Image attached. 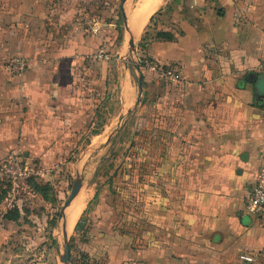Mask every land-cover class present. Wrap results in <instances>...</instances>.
<instances>
[{
  "label": "crops",
  "instance_id": "1",
  "mask_svg": "<svg viewBox=\"0 0 264 264\" xmlns=\"http://www.w3.org/2000/svg\"><path fill=\"white\" fill-rule=\"evenodd\" d=\"M107 3L109 21L124 13L115 46L114 27L96 21L107 13L91 8ZM146 34L145 65L161 72L147 67L140 100L127 57ZM106 45L122 65L111 96ZM10 58L27 68L7 69ZM260 80L264 0H0V161L63 166L94 139L116 141L106 161L119 171L63 225L75 231L86 214L75 264H264V226L248 209L264 161ZM109 99L121 123L95 128Z\"/></svg>",
  "mask_w": 264,
  "mask_h": 264
},
{
  "label": "rangeland",
  "instance_id": "2",
  "mask_svg": "<svg viewBox=\"0 0 264 264\" xmlns=\"http://www.w3.org/2000/svg\"><path fill=\"white\" fill-rule=\"evenodd\" d=\"M110 6L111 4L107 3L104 6L95 5V7L91 8L94 9V12L96 13H107L106 15L108 16H105L106 19H103L100 16V19L96 20L101 23V26L108 28L114 27V29H116L117 24L119 23L118 20L109 21L108 19L111 17L109 11L112 12L111 8L109 9ZM105 48L107 50L106 53L110 54V59L107 60L106 67L107 92L111 96L112 94L116 95L118 92L120 93L121 85L119 83L122 76V65L121 63H118V61H115L116 63L112 61L111 59L113 56L111 57V50L107 45ZM147 60L148 57L145 47L136 45L133 62H129L128 64L133 69L135 64H141L144 66ZM96 68L98 70V66ZM139 74L137 72L134 74L132 82L138 98L143 100L145 92H143V94L139 90ZM115 107L116 104L109 99L105 106L106 115H101L100 120L96 122L95 128L100 127L104 121L108 124L112 121L119 122V124L121 123V120L118 121V118H114V112L116 111ZM110 130L111 128L101 136V139H103ZM94 140L96 142L86 150L75 149L72 153L75 155L71 156L69 159L71 161H65L63 166L52 162L30 161L32 162V165L37 167V169H41L44 172L37 180L41 185H47V187H49L48 199L43 200L38 192L31 189H25L23 187L19 188L18 195L14 200L15 207L13 208L19 209L20 214L14 221H7L4 219V214L7 210H5V202H1L0 264H63L62 241L65 234H68V243L70 245V264H75L74 256H77L75 254H78L79 252L76 246L77 238L81 237L83 229L80 227L76 228L75 231L72 229V232H66L63 225L64 223L66 224L67 215L72 209L75 210L77 204L81 206V210L74 223L76 224V221L84 208V204L86 206L94 193L103 185V182L101 181L104 179H106V181L109 180L110 172L113 173L110 168V162L106 161V159L109 158L113 151L115 152L116 141L113 139L111 143L105 147L100 143V139ZM114 162L117 163L118 161ZM77 175H80L83 178V186L79 193L81 196L79 195L72 201L71 205L66 210L65 218H60L59 215L62 206L71 192ZM100 176H103V178H100L99 180L98 177ZM118 176L119 174L113 178L114 183L116 182V179L118 180ZM5 189H9L8 184L0 182V193H4ZM106 189H108L107 186ZM82 197H84V202ZM12 213L16 214L15 210ZM85 222L86 214L80 219V224L85 225ZM77 262L79 263V261Z\"/></svg>",
  "mask_w": 264,
  "mask_h": 264
},
{
  "label": "built area",
  "instance_id": "3",
  "mask_svg": "<svg viewBox=\"0 0 264 264\" xmlns=\"http://www.w3.org/2000/svg\"><path fill=\"white\" fill-rule=\"evenodd\" d=\"M97 56L106 58V51L102 48L99 49ZM26 66V59L15 58L6 65V68L19 73L23 72ZM144 66L150 70L159 71L152 64L146 63ZM170 74L172 77H175L173 72ZM43 173V170L37 169L35 165H32V162L21 154L10 153L7 158L0 161V182H5L9 186L7 195L3 200L6 206L5 210L8 211L15 207L14 200L18 195L19 188L23 187L34 191L30 180L32 178L38 179ZM248 209L258 216L260 223L264 226V161L257 172L255 182L252 186L248 199ZM244 259L246 261H253L252 256H244Z\"/></svg>",
  "mask_w": 264,
  "mask_h": 264
},
{
  "label": "trees",
  "instance_id": "4",
  "mask_svg": "<svg viewBox=\"0 0 264 264\" xmlns=\"http://www.w3.org/2000/svg\"><path fill=\"white\" fill-rule=\"evenodd\" d=\"M119 18H120V22L117 24L116 29H114L112 32L107 34V39H108L109 44H111V46H115L118 43V41H121V39L123 38L124 28L125 27H124V13H123L122 10L119 11ZM156 36L166 37V38L173 37V35L171 33H165V32H162V31L161 32H157ZM146 38H147V34H146V36H144L143 41L141 43L142 47H146L147 44H148V42L145 41ZM12 59H15V58H10V59L6 60L5 63H4V66L6 67V65ZM26 68H27V66H26ZM138 68H139L140 73H142V75L144 74V71L147 70V68L145 66H142L141 64H138ZM157 72L159 73V71H157ZM118 167H119V164H116L115 162L112 163L111 170L113 171V173L110 172V176L111 177L117 172ZM30 184H31V186H32V188L34 189L35 192H38L40 195H42L44 199H48V190H49L48 188L49 187H47V185H41L38 182V180L35 179V178H32L30 180ZM7 190L5 189L4 193H2V192L0 193V204L4 200V198L6 197L7 192H8ZM14 210H15L16 214L12 213V212H14ZM19 214H20L19 213V209L13 208V209L8 210L4 214V219L7 220V221H12V220L14 221L15 218H17V216ZM79 226H81L80 222L78 223L77 227L79 228ZM69 248H70V245H69Z\"/></svg>",
  "mask_w": 264,
  "mask_h": 264
},
{
  "label": "water",
  "instance_id": "5",
  "mask_svg": "<svg viewBox=\"0 0 264 264\" xmlns=\"http://www.w3.org/2000/svg\"><path fill=\"white\" fill-rule=\"evenodd\" d=\"M123 8V7H121ZM129 53H128V57H127V61L129 62H133V55L135 52V44H134V40L131 38L129 41ZM136 67V69L139 71L138 65H134ZM139 86L142 89L143 86V76L142 74H139ZM257 91L259 92V96L262 98H264V80H260L257 82ZM83 186V178L80 175H77L73 184V187L71 189V192L68 196V198L66 199V201L64 202L60 215L59 217H64L65 216V212L67 210V208L70 206V204L72 203V201L74 199H76V197L78 196V194L80 193V190ZM62 247H63V264H70V248H69V243H68V237L67 235H64L63 237V241H62Z\"/></svg>",
  "mask_w": 264,
  "mask_h": 264
},
{
  "label": "bare ground",
  "instance_id": "6",
  "mask_svg": "<svg viewBox=\"0 0 264 264\" xmlns=\"http://www.w3.org/2000/svg\"><path fill=\"white\" fill-rule=\"evenodd\" d=\"M69 208V207H68ZM67 208V209H68ZM77 214H78V208L77 209H75V210H71L70 212H69V214L67 215V228L68 229H70L72 226H73V224H74V222H75V219H76V217H77Z\"/></svg>",
  "mask_w": 264,
  "mask_h": 264
}]
</instances>
